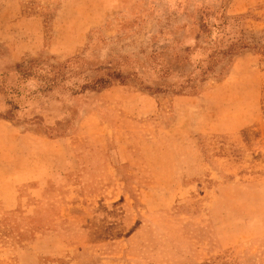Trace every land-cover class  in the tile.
I'll use <instances>...</instances> for the list:
<instances>
[{"label":"rangeland","instance_id":"rangeland-1","mask_svg":"<svg viewBox=\"0 0 264 264\" xmlns=\"http://www.w3.org/2000/svg\"><path fill=\"white\" fill-rule=\"evenodd\" d=\"M263 133L264 0H0V264H264Z\"/></svg>","mask_w":264,"mask_h":264},{"label":"trees","instance_id":"trees-1","mask_svg":"<svg viewBox=\"0 0 264 264\" xmlns=\"http://www.w3.org/2000/svg\"><path fill=\"white\" fill-rule=\"evenodd\" d=\"M34 59H30L27 61H22L14 64V70L19 75V77L23 78H35L39 81L43 82L45 89H49L51 85L56 83L57 76L59 75V67L61 65H50L47 70L39 71L33 67ZM119 78L121 82L123 76L119 73H114L113 71L105 70V72L101 73L97 77L85 81L78 86V89L73 91V93L82 92L84 90H99L103 87L111 85L114 79ZM118 80V79H117Z\"/></svg>","mask_w":264,"mask_h":264},{"label":"crops","instance_id":"crops-1","mask_svg":"<svg viewBox=\"0 0 264 264\" xmlns=\"http://www.w3.org/2000/svg\"><path fill=\"white\" fill-rule=\"evenodd\" d=\"M264 134V133H263ZM9 204V205H8ZM4 206V207H10L11 206V204L9 203V201H7L6 203H3V202H1V206Z\"/></svg>","mask_w":264,"mask_h":264}]
</instances>
